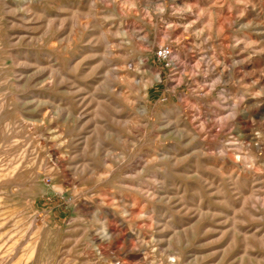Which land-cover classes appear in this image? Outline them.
<instances>
[{"label":"rangeland","instance_id":"rangeland-1","mask_svg":"<svg viewBox=\"0 0 264 264\" xmlns=\"http://www.w3.org/2000/svg\"><path fill=\"white\" fill-rule=\"evenodd\" d=\"M14 1L0 0V124L29 111L41 118L49 106L55 123L0 125V264H144L130 261L138 247L130 231L157 243L159 264L169 253L180 264H264V172L239 171L221 145L240 137L225 94L240 106L241 92L264 104V0H34L33 13ZM161 46L166 59L156 56ZM216 60L233 74L218 78ZM8 74L24 80L19 91ZM16 92L39 100L25 108ZM247 113L255 133L264 131V111ZM21 127L50 133L56 140L36 137L42 163L51 152L60 162L46 170L41 159L22 160ZM230 175L255 178L252 202V183L227 185Z\"/></svg>","mask_w":264,"mask_h":264},{"label":"bare ground","instance_id":"bare-ground-1","mask_svg":"<svg viewBox=\"0 0 264 264\" xmlns=\"http://www.w3.org/2000/svg\"><path fill=\"white\" fill-rule=\"evenodd\" d=\"M2 1V0H1ZM33 1L34 0H24L23 1V3H22V1H14L15 2V5L17 6V7H20L21 6V4H27L28 3V7H27V10H30L32 13L33 12H35L34 11V9H33V6L35 5V3L36 2H34V5H33ZM126 1V0H125ZM130 1V0H129ZM147 1V0H146ZM256 2H258V1H256ZM63 3V2H62ZM38 5H39V3H37ZM12 5V4H11ZM14 5V6H15ZM33 5V6H32ZM210 5V4H209ZM13 6V7H14ZM43 6V5H42ZM42 6H40V8L42 7ZM12 7V6H11ZM11 7H10V9H11ZM12 7V8H13ZM24 7H25V5H24ZM35 7V6H34ZM46 7V6H45ZM44 7V8H45ZM257 7V6H256ZM7 8H8V4H7ZM37 8V7H36ZM39 8V9H40ZM16 9V8H15ZM23 9V8H22ZM25 9V8H24ZM219 9V8H218ZM7 10V9H6ZM259 10V9H258ZM16 11H20V10H16ZM46 11V10H45ZM240 11V10H239ZM250 11H251V9H250ZM21 12V11H20ZM23 12V11H22ZM218 12V11H217ZM242 12V11H241ZM253 12V11H252ZM41 13V12H40ZM250 13V12H249ZM107 14V13H106ZM113 15V14H112ZM209 15L210 16H214V12H209ZM254 15L257 17V15H259V14H257V13H255L254 12ZM106 16H108V15H106ZM21 18H22V20L23 21H26L27 20V18H28V16H27V14L26 13H21ZM30 20V19H29ZM253 20V19H252ZM17 21H18V19H17ZM208 21V20H207ZM251 21V20H250ZM255 21V20H254ZM253 21V22H254ZM13 22V21H12ZM259 22V21H258ZM257 21H256V23H258ZM3 23V22H2ZM5 23V22H4ZM7 23V22H6ZM211 23H212V20H211ZM24 24H26V23H24ZM29 24V23H28ZM239 24V23H238ZM250 24V23H249ZM7 25V24H6ZM48 25V24H47ZM100 25V24H99ZM256 25V24H255ZM240 26V25H239ZM47 29H49V28H47ZM254 29H260V27L258 26H256V27H254ZM195 30V29H194ZM121 32V31H120ZM122 33H123V31H122ZM118 34V33H117ZM8 35V34H7ZM244 37V36H243ZM245 38V37H244ZM264 38V37H263ZM247 39V38H246ZM250 39V38H249ZM120 40V39H119ZM44 41H46L45 39H44ZM43 41V42H44ZM121 41V40H120ZM253 41V40H252ZM53 42V41H52ZM105 43V42H104ZM201 43V42H200ZM4 44V43H3ZM40 44V43H39ZM195 44V43H194ZM52 45H53V43H52ZM244 45V44H243ZM64 47H65V45H63ZM198 46V45H197ZM213 46V45H212ZM252 46V45H251ZM217 47V46H216ZM245 47H246V45H245ZM202 48V47H201ZM212 48V47H211ZM214 49V48H213ZM49 50V49H48ZM257 50V49H256ZM255 50V51H256ZM251 51V50H250ZM259 51V50H258ZM208 52V51H207ZM31 53V52H30ZM37 53V52H36ZM254 53V52H253ZM16 54V53H15ZM32 55V54H31ZM44 55V54H43ZM46 55V54H45ZM44 55V56H45ZM27 56V55H26ZM34 56H36V55H34ZM37 56H38V54H37ZM240 56V55H239ZM24 57V56H23ZM33 57V56H32ZM47 57V56H46ZM232 57V56H231ZM237 57V56H236ZM21 58V57H20ZM38 58V57H37ZM25 59H27V58H25ZM29 59V58H28ZM33 59V58H32ZM35 60V59H34ZM233 60H234V62L233 63H236L235 62V57L233 58ZM1 61V60H0ZM36 61V60H35ZM215 63H214V68H215V71H216V73H217V76H218V78H223L224 77V75H225V73H226V70L228 69V67L225 65V61L224 60H216V61H214ZM248 62V61H247ZM5 63V62H4ZM4 63H2V64H4ZM256 63H258V62H256ZM9 64V63H8ZM50 64V63H49ZM247 64V63H246ZM259 64V63H258ZM22 65V64H21ZM48 65V64H47ZM260 65V64H259ZM10 66V65H9ZM23 66H25V65H23ZM49 66V68H50V65H48ZM232 66V65H231ZM230 66V68L228 69L229 70V73H230V75L231 74H233L232 73V67ZM4 67H8V66H4ZM12 67V66H11ZM19 67H20V64H19ZM19 67H17V68H19ZM52 67V66H51ZM242 67V66H241ZM262 67V66H261ZM21 68V67H20ZM48 68V67H47ZM6 69V68H5ZM24 69V68H23ZM54 69V68H53ZM56 69V68H55ZM260 69V68H259ZM11 70V69H10ZM13 70V69H12ZM22 70V69H21ZM263 70H264V68H263ZM9 71V70H8ZM51 71V70H50ZM36 73V72H35ZM52 73V72H51ZM4 74V73H3ZM25 74V73H24ZM34 74V73H33ZM1 75V74H0ZM50 75H52V74H50ZM216 76V75H215ZM11 77H13V76H11V75H7L6 76V81L9 83V85H11L13 88H11V90L13 89H16V90H20V88L22 87V83H21V81H24V80H21V78H19V79H13V78H11ZM62 77V76H61ZM33 78V77H32ZM258 79V81H263V79H264V77L263 76H259V78H257ZM51 80H48V82H50ZM247 81V80H246ZM1 82V81H0ZM6 82V83H7ZM32 82V81H31ZM30 82V83H31ZM34 82H36V81H34ZM33 82V83H34ZM39 82H41V81H39ZM38 82V83H39ZM251 82V81H250ZM7 83V84H8ZM6 84V85H7ZM45 84V83H44ZM52 84V83H51ZM5 85V86H6ZM48 85V84H47ZM28 86V85H27ZM37 86H38V84H37ZM41 86V85H40ZM44 87V86H43ZM45 87H46V85H45ZM5 88H7V87H5ZM9 88V87H8ZM36 88V87H35ZM49 88V87H48ZM37 90H38V88H36ZM46 89V88H45ZM35 90V89H34ZM7 91V90H6ZM36 91V90H35ZM45 91V90H44ZM235 91V90H234ZM234 91H232V95L234 96V97H236L237 96V93L236 92H234ZM8 92V91H7ZM23 92H24V90H23ZM9 93V92H8ZM21 93V92H20ZM44 93V92H43ZM24 93H22V95H23ZM50 94V93H49ZM250 94V93H249ZM248 93H244V92H241L240 93V95H239V97L241 96V99L240 100H242V105L240 106V105H238V103H236V102H233V100H230L228 97H226V94H225V96H224V100H225V104H226V108L228 109V110H230V112L234 115V120H233V124H234V126H235V131L240 135V137H238V138H234V136H232L231 134H227L226 136H224L223 137V139H222V143H221V145H222V147H223V149H229V150H231V152H232V155H233V159H234V166L239 170V171H246V172H249V173H251L252 171H253V169H258V170H260V171H262V172H264V148H263V143L262 142H264V131H259L258 133H255V130L258 128H256V127H254V125L253 124H251V123H249L248 122V119H250V118H248V113L247 112H249V114H251V115H254V116H256V117H261L262 115H263V111H264V104L262 103V99H259V98H257V97H255V98H253V95L251 94V95H249ZM10 95V94H9ZM22 95H20L18 92H16V94L14 95V99H15V101L17 102V103H22V105H24V107L26 108H28V106H30L34 101V99H35V97H37V96H39L37 93H32V95H28V96H24V97H22ZM11 96V95H10ZM9 96V97H10ZM28 97H32L33 99H31V100H26V98H28ZM4 98V97H3ZM231 98V97H230ZM233 98V97H232ZM8 99V98H7ZM13 99V100H14ZM48 99V98H47ZM12 100V101H13ZM35 100H39V98L38 99H35ZM40 100H41V98H40ZM45 100V99H44ZM235 100V99H234ZM5 101V100H4ZM8 101V100H7ZM12 101L10 102V103H12ZM47 101V100H46ZM2 102V101H1ZM44 102V101H43ZM3 104L4 103H1V105H0V112H2V110H4V109H2V107H3ZM7 104V103H6ZM14 104V103H13ZM55 104H57V103H55ZM47 105V104H46ZM45 105V106H46ZM60 105V104H59ZM248 105V107L250 108V111H247L246 110V108H245V106H247ZM6 106V105H5ZM8 106V105H7ZM6 106V107H7ZM14 106H17L16 105V103H15V105ZM44 106V105H43ZM45 106H44V108H45ZM55 106V105H54ZM225 106V105H224ZM5 107V108H6ZM12 107V106H11ZM47 107V106H46ZM53 107V106H52ZM62 107V106H61ZM65 107V106H64ZM10 108V107H9ZM14 109V108H13ZM61 109V108H60ZM6 110V109H5ZM9 110V109H8ZM15 110V109H14ZM22 110V109H21ZM44 110V109H43ZM42 110V111H43ZM53 110H55L54 108H51V106H49L48 108H47V111H45V112H43L40 116H41V118H36V117H38V115H35V114H33V112H31V111H29V112H26V114L24 115V116H22L20 113V115H21V117H19V118H17L15 121L13 120V121H11L10 119H11V117H9V120L10 121H3L2 123H25V125H26V123H50V124H52V123H55L53 120H52V116H53V114L55 113H53ZM70 110V109H69ZM7 111V110H6ZM16 111V110H15ZM14 111V112H15ZM18 111V110H17ZM23 111V110H22ZM199 111V110H198ZM8 112V111H7ZM13 111H11V113H12ZM21 112V111H20ZM6 113V112H5ZM4 113V114H5ZM23 113V112H22ZM41 112H39V114H40ZM70 113H72V115L74 114L73 112H70ZM165 113V112H164ZM18 114V115H19ZM69 114V113H68ZM11 115H13V114H11ZM15 115V114H14ZM13 115V116H14ZM70 115V114H69ZM176 115V114H175ZM174 115V116H175ZM17 116V115H16ZM76 116V115H75ZM57 117V116H56ZM179 118V117H178ZM65 119V118H64ZM5 120H7V119H5ZM180 120V119H179ZM179 120H177V121H179ZM181 122V121H180ZM258 122V121H257ZM1 123V124H2ZM0 124V125H1ZM57 124V123H56ZM59 124V123H58ZM180 124V123H179ZM179 124H178V126H179ZM14 125V124H13ZM24 125V126H25ZM75 125V124H74ZM2 126V125H1ZM44 126H46V125H44ZM49 126V125H48ZM56 126V125H55ZM55 126H53V128L55 127ZM69 126V125H68ZM73 126V125H72ZM29 127V126H28ZM40 127V126H39ZM61 127H62V125H61ZM13 128V127H12ZM34 128H36V127H34ZM49 128H50V126H49ZM64 128V127H63ZM69 128H70V126H69ZM75 128V127H74ZM184 129H185V127H183ZM264 128V127H263ZM7 129V128H6ZM31 129V128H30ZM46 129V128H45ZM52 129V128H51ZM57 129H58V127H57ZM187 129V128H186ZM258 129H260L261 130V128H258ZM257 129V130H258ZM42 130V129H41ZM76 130V129H75ZM31 131V130H30ZM34 131V130H33ZM50 131H52V130H50ZM49 131V132H50ZM59 131V130H58ZM68 131V130H67ZM83 131V130H82ZM12 132V131H11ZM20 132H22L23 133V136L25 137V139H26V141H27V146H25L24 144V148L23 149H21L20 150V158L22 159V160H25V161H27V162H33V163H36V162H38V163H40V159H41V165L43 166V168L44 169H46V170H50L51 169V163H53V161L55 160V162L54 163H56V164H58L59 162H60V158L61 157H54L55 155L51 152V150H48V152H51L50 153V158L48 159V157H47V160L45 161L46 162V164L44 165L43 163H45V162H43L42 163V160L44 159V157H41V155H43L44 156V154H41V152L43 153V151H41V148L43 147V146H38V144H36V137L37 136H39V138L38 139H40L41 137L45 140L46 139V134L47 133H43V132H40L39 130H37V128H36V130H35V132L34 133H28L26 130H25V128H23V127H21L20 128ZM32 132V131H31ZM45 132V131H44ZM72 132V131H71ZM5 133V132H4ZM13 133H15V132H13ZM55 133V132H54ZM52 134V133H51ZM57 134V133H56ZM9 135V134H8ZM49 135V137H51L50 136V133H48L47 134V136ZM55 135V134H54ZM65 137V136H64ZM243 137H245V138H247V145H248V147H246L245 145L246 144H244V141H237V140H241ZM69 139H70V137H68ZM13 139H16V138H13ZM51 140L52 139H54V140H56L55 138H53V137H51L50 138ZM18 140V139H17ZM22 140V139H21ZM58 140H59V138H58ZM57 140V141H58ZM25 141V140H24ZM62 141V140H61ZM37 142H39V141H37ZM65 142H66V140H65ZM64 142V143H65ZM13 143V142H12ZM20 143H22V142H20ZM53 143V142H52ZM60 143V142H59ZM2 144V143H1ZM10 144V143H9ZM8 144V145H9ZM17 144V143H16ZM49 144V143H48ZM51 144V143H50ZM20 145V144H19ZM22 145V146H23ZM40 145H41V143H40ZM60 145H63V143L62 144H60ZM65 145H67V142H66V144ZM64 145V146H65ZM12 146H14V145H12ZM51 146V145H50ZM46 147V146H45ZM169 147V146H168ZM16 148V147H15ZM22 148V147H21ZM50 148V147H49ZM53 148H54V145H53ZM60 148V147H59ZM59 148H58V150H59ZM162 148V147H161ZM164 148V147H163ZM174 148V147H173ZM45 149V148H44ZM48 149V148H47ZM46 149V150H47ZM55 149V148H54ZM62 149V148H61ZM60 149V150H61ZM45 150V151H46ZM57 150V151H58ZM63 150V149H62ZM164 150V149H163ZM54 151V150H53ZM17 152V151H16ZM161 152V151H160ZM28 153H31L30 154V156H29V154ZM60 153V152H59ZM163 153V152H162ZM17 154V153H16ZM15 154V155H16ZM47 154H49V153H47ZM57 154V153H56ZM164 154H165V152H164ZM46 155V154H45ZM68 155V154H67ZM10 156V155H9ZM8 156V157H9ZM61 156H62V154H61ZM151 156H152V158H150V160L151 159H153V160H157V162H158V155H157V152L156 153H153V151H152V154H151ZM150 156V157H151ZM162 156V155H161ZM1 157V156H0ZM62 157H64V155L62 156ZM171 157V156H170ZM19 158V157H18ZM46 158V157H45ZM1 159V158H0ZM11 160H12V157L10 158ZM50 160H53L52 162L50 161ZM165 160V159H164ZM14 161V160H13ZM12 161V162H13ZM21 161V160H20ZM167 161V160H166ZM166 161H163V162H165L164 164H166ZM156 163V162H155ZM11 164V163H10ZM20 164V163H19ZM18 164V165H19ZM152 164V163H151ZM161 164H163V163H161ZM16 165V164H15ZM14 165V166H15ZM37 165V164H36ZM54 165V164H53ZM153 165H155V164H153ZM167 165V164H166ZM14 166L13 167H11V168H13L12 170H15L14 169ZM34 167H35V165H33ZM58 166H60V165H58ZM37 167V166H36ZM168 167V166H167ZM3 168H4V165H3ZM17 168V167H16ZM2 169V167L0 168V170ZM9 169V168H8ZM12 172H14V171H12ZM38 172L39 171H37V174H38ZM42 173V172H41ZM40 172H39V174H41ZM248 173V174H249ZM253 173V172H252ZM251 173V174H252ZM35 174V173H34ZM11 175H13V174H11ZM33 175V174H32ZM52 175V174H51ZM102 175V174H101ZM31 176V175H30ZM56 176H58V175H56ZM33 177L34 176H32V179H33ZM36 177H38V176H36ZM51 177V176H50ZM97 177V176H96ZM101 177V176H100ZM103 177L104 176H102V179H103ZM32 179H31V181H32ZM37 179H39V177L37 178ZM25 180V179H24ZM250 180V181H249ZM101 181V180H100ZM104 181V180H103ZM102 181V183L104 184V182ZM110 181V180H109ZM109 181H108V184H110L111 183V181H110V183H109ZM253 181H255V178H251V179H248V180H243V181H241V179H240V177L237 175L236 177L234 176V175H230V176H228V178H227V185L228 184H233L234 186H237L238 188H239V186H241L242 184H248V183H252V188H250V189H252V191H251V202H252V199L253 198H255L257 195H258V188H256V184L253 182ZM35 183V182H34ZM79 183V182H78ZM113 183V182H112ZM10 184H11V182H10ZM13 184H15V183H13ZM26 184V183H25ZM29 184H31L30 183V181H29ZM59 184H61V183H59ZM100 184V183H99ZM221 184V183H220ZM219 184V185H220ZM31 185H33V184H31ZM35 185V184H34ZM50 185V184H49ZM56 185V184H55ZM55 185H54V187H55ZM77 185V184H76ZM75 185V186H76ZM94 185V184H93ZM97 185V184H96ZM5 186V185H4ZM10 186V185H9ZM21 186V185H20ZM59 186V185H58ZM63 185H61V187H62ZM245 186V185H244ZM248 186V185H247ZM250 186V185H249ZM36 187H38V186H36ZM73 187V186H72ZM91 187V186H90ZM65 188V187H64ZM222 188H223V186H222ZM18 189V188H17ZM63 189V188H62ZM87 189H89V188H87ZM219 189H221V187L219 186ZM13 190V189H12ZM54 190V189H53ZM63 190H65V189H63ZM67 190V189H66ZM74 190V189H73ZM76 193V192H75ZM95 193V192H94ZM157 193V192H156ZM92 194V193H91ZM98 194V193H97ZM83 196H84V194H83ZM127 196V195H126ZM249 196V195H248ZM85 197V196H84ZM87 197V196H86ZM96 197V196H95ZM117 197H119V196H117ZM129 197V196H128ZM81 198H83V197H81ZM91 198V197H90ZM97 198V197H96ZM99 198V197H98ZM119 198H121V197H119ZM134 198V197H133ZM75 200V199H74ZM78 200H80V202H81V199H78ZM86 200V199H85ZM89 200V199H88ZM134 200V199H133ZM10 201V200H9ZM12 201V200H11ZM73 201V200H72ZM76 201V200H75ZM93 201V200H92ZM90 202V201H89ZM88 202V203H89ZM98 202V201H97ZM77 203V202H76ZM75 203V204H76ZM92 203V202H91ZM94 203V202H93ZM82 204H83V202H82ZM81 204V205H82ZM96 204H99V203H96ZM128 204H130V203H128ZM84 205V204H83ZM93 205V204H92ZM243 205V204H242ZM96 206H98V205H96ZM143 207V206H142ZM105 208H106V206H105ZM108 208V207H107ZM106 208V212L107 213H109V214H111L110 212V210H109V208L107 209ZM76 209H79V208H76ZM81 209V208H80ZM104 209V208H103ZM112 209V208H111ZM140 209V208H139ZM82 210V209H81ZM80 211V210H79ZM218 211V210H217ZM97 212V211H96ZM129 212V211H128ZM253 213V212H252ZM112 214H115L114 212L112 213ZM115 215H117V214H115ZM27 216V215H26ZM78 216V215H77ZM106 216V215H105ZM113 216V215H112ZM111 216V217H112ZM118 216V215H117ZM98 217V216H97ZM110 217V216H109ZM119 217V216H118ZM4 218V217H3ZM77 218V217H76ZM115 219H116V221L118 222V221H122V219H117L116 217H114ZM120 218V217H119ZM121 218H123V217H121ZM28 219V218H27ZM102 219V218H101ZM31 220V219H30ZM97 220V219H96ZM99 220H100V218H99ZM133 220V219H132ZM28 221V220H27ZM113 221V220H112ZM125 221H127L126 219H125ZM29 222V221H28ZM30 222H33L32 220L30 221ZM91 222V221H90ZM94 222V221H93ZM100 221H98V223H99ZM115 222V221H114ZM123 223V222H122ZM130 223H132L131 222V220H130ZM4 224V223H3ZM79 224V223H78ZM81 224V223H80ZM116 224V223H115ZM125 224V223H124ZM33 225H34V223H33ZM75 225V224H74ZM82 225V224H81ZM85 225V224H84ZM91 225H92V223H91ZM100 225H101V228H102V231H103V233L105 234V235H108L109 234V232H110V229L111 228H108V224H106V222L105 221H101L100 222ZM126 225V224H125ZM134 225V224H133ZM80 226V225H79ZM129 227V226H128ZM135 227V226H134ZM38 229H39V226H38ZM38 229H37V231H38ZM114 230V229H113ZM131 230V229H130ZM40 231V230H39ZM98 231V230H97ZM129 231V230H128ZM30 232V231H29ZM35 233H37V232H35ZM243 233H245V232H243ZM72 234V233H71ZM129 237H132V238H134L136 241H137V244H138V247L137 246H135L134 244H133V242H132V244L135 246V247H137V249H135L136 251L135 252H133L132 253V256H131V259H130V261L132 260V259H135L136 260V258L138 257V256H142V260H143V262H144V264H157L158 262H156V260H155V252H156V248H155V245L157 246V243L156 244H153L152 245V243H151V241L149 242L147 239H146V237L144 236V235H141L140 233H136V232H133V231H130L129 233ZM91 235V234H90ZM104 235V236H105ZM28 236V235H27ZM31 236V235H30ZM126 236V235H125ZM29 238V237H28ZM106 239V238H105ZM156 239V238H155ZM94 240V239H93ZM124 240V239H123ZM160 241V240H159ZM158 241V242H159ZM122 242V241H121ZM95 243H97V242H95ZM2 244H4V243H2ZM19 244V243H18ZM264 244V243H263ZM95 246V245H94ZM5 249V248H4ZM35 249V248H34ZM96 249H97V247H96ZM129 249H130V247H129ZM98 250V249H97ZM32 251V250H31ZM67 252V251H66ZM94 253V252H93ZM126 253V252H125ZM10 255H11V253H9ZM28 254H30V253H28ZM100 253H98V255H99ZM102 254V253H101ZM117 254H119V253H117ZM95 255V254H94ZM113 255V254H112ZM252 255V254H251ZM33 256V255H32ZM103 256V255H102ZM108 256V255H107ZM114 256V255H113ZM113 256H112V258H113ZM120 256H122V255H120ZM119 256V257H120ZM125 256V255H124ZM172 256L173 255H170V253H169V256H167L168 258H166V260H165V264H180L179 262H178V260H175L174 259V257L172 258ZM100 257V256H99ZM111 257V256H110ZM117 257V256H116ZM123 257V256H122ZM171 257V258H170ZM101 258V257H100ZM100 258H98V259H100ZM103 258V257H102ZM111 258V259H112ZM125 258V257H124ZM172 259H174V260H172ZM127 260H128V262H129V259H126V263H128L127 262ZM93 261V260H92ZM105 261V260H104ZM106 261H108V260H106ZM112 261H114V259L112 260ZM124 261V260H123ZM122 261V262H123ZM133 261V260H132ZM97 262V261H96ZM118 261H116V263H117ZM121 262V261H120ZM121 262V263H122ZM137 262V261H136ZM106 263V262H105ZM110 263H113V262H111L110 261ZM120 263V264H121ZM135 263V262H134ZM93 264H95V263H93ZM98 264V263H97ZM106 264H108V263H106ZM117 264H119V263H117ZM122 264H124V263H122ZM133 264V263H132ZM140 264V263H139ZM159 264V263H158ZM162 264V263H161Z\"/></svg>","mask_w":264,"mask_h":264},{"label":"built area","instance_id":"built-area-1","mask_svg":"<svg viewBox=\"0 0 264 264\" xmlns=\"http://www.w3.org/2000/svg\"><path fill=\"white\" fill-rule=\"evenodd\" d=\"M170 54V48L168 46H161L156 51V56L160 59H166Z\"/></svg>","mask_w":264,"mask_h":264}]
</instances>
